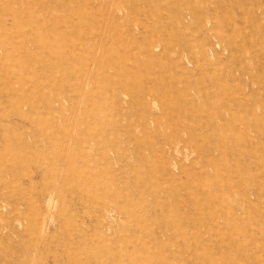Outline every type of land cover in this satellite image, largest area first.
<instances>
[{"label":"rangeland","instance_id":"374dc122","mask_svg":"<svg viewBox=\"0 0 264 264\" xmlns=\"http://www.w3.org/2000/svg\"><path fill=\"white\" fill-rule=\"evenodd\" d=\"M99 1L0 0V264H264V0Z\"/></svg>","mask_w":264,"mask_h":264},{"label":"bare ground","instance_id":"6f19581e","mask_svg":"<svg viewBox=\"0 0 264 264\" xmlns=\"http://www.w3.org/2000/svg\"><path fill=\"white\" fill-rule=\"evenodd\" d=\"M100 1H101V0H100ZM100 1H99V2H100ZM105 1H106V0H105ZM108 1H109V0H108ZM168 1H169V0H168ZM93 2H94V1H93ZM93 2H92V3H93ZM102 2H103V1H102ZM109 2H110V1H109ZM120 2H121V1H120ZM49 3H50V2H49ZM106 3H108V2L106 1ZM170 3H171V2H170ZM171 4H173V3H171ZM180 4H181V3H179V5H180ZM184 4H185V3H184ZM259 4H260V3H259ZM20 5H21V4L19 3V6H20ZM159 5H160V4H159ZM159 5L156 4V6H159ZM154 7H155V5H154ZM171 7H172V5H171ZM54 8H55V7H54ZM157 8H158V7H157ZM172 8H173V7H172ZM80 9H82V8L80 7ZM83 9H84V7H83ZM153 9H154V8H153ZM157 10H158V9H157ZM159 10H160V9H159ZM82 11H83V10H82ZM153 11H154V10H153ZM13 12H14V11H13ZM153 13L156 14V12H153ZM20 14H21V13H20ZM55 14H56V13H55ZM18 15H19V14H18ZM42 15H43V14H42ZM98 15H99V14H98ZM100 15H101V14H100ZM14 16H15V15H14ZM19 16H20V15H19ZM44 16H45V15H44ZM61 16H62V15H61ZM74 16H75V15H74ZM81 16H82V15L80 14V17H81ZM11 17H13L12 14H11ZM59 17H60V16H59ZM19 18H20V21H22V22L24 23V19H23V17L20 16ZM86 18H87V17H86ZM86 18H85V19H86ZM88 18H89V17H88ZM13 19H14V17H13ZM81 19H82V18H81ZM83 19H84V18H83ZM89 19H90V18H89ZM94 19H95V15H94ZM68 20H70V19H68ZM86 20H88V19H86ZM27 21L34 22V19H33L32 16L30 17V15H29V16L27 17ZM16 22H17V20L15 19V23H16ZM42 22H43V21H42ZM70 22H71V21H70ZM88 22H89V21H88ZM92 22H93V21H92ZM92 22H91V23H92ZM85 25L88 26V24H85ZM9 26H10V25H9ZM12 26H13V25H12ZM73 26H74V25H73ZM84 28H85V27H84ZM86 30H87V29H86ZM79 31H80V30H79ZM79 31H77V32H79ZM76 35H77V34H76ZM84 35H85V33H84ZM71 40H72V39H71ZM77 40H78V39H77ZM68 41H70V40L66 38V39H65V42H68ZM72 41H73V40H72ZM79 41H80V40H79ZM77 42H78V41H77ZM80 42H82V41H80ZM80 42H79V43H80ZM72 43H73V42H72ZM75 44H76V43H75ZM83 44H85V42H82V45H83ZM76 45H77V44H76ZM71 46H73V44H72ZM79 46H80V45H79ZM154 46H158V45L150 44V45L147 46V48H148V49H151V48L154 47ZM145 49H146V46H145ZM152 55L155 56L154 53H153ZM125 56H126V55H125ZM6 57H7V56H6ZM42 57H43V56H42ZM121 57H122V56H121ZM123 58H124V57H123ZM19 61H20V60H19ZM15 63H16V62H15ZM4 64H5V63H4ZM42 64H43V63H42ZM123 64H124V63H123ZM6 67H7V66H6ZM45 67H46V66H45ZM118 68H120V66H118ZM86 70H87V69H86ZM119 70H120V69H119ZM2 71H4V70H2ZM25 71H26V70H25ZM86 72L88 73V71H86ZM22 73H23V72H22ZM22 75H23V74H22ZM28 76H29V75H28ZM12 78H13V77H12ZM22 79H23V78H22ZM36 79H37V78H36ZM87 79H88V77H87ZM32 80H34V78H33ZM121 84H122V82H121ZM21 85H22V84H21ZM125 86H126V83H125ZM134 87H135V86H134ZM137 88H138V87H137ZM121 89H122V88H121ZM134 90H135V89H134ZM133 92H134V91H133ZM84 94H85V93H84ZM116 94H117L116 96H118V97L121 96V95L118 94V93H116ZM156 94H157V93H156ZM137 95H138V94H137ZM114 98H115V97H114ZM119 98H120V97H119ZM183 102H184V101H183ZM143 103H145V104H146V107L149 108V106H148L149 104H148L147 102H144V101H143ZM181 103H182V102H181ZM181 103H179V104H181ZM182 104H183V103H182ZM178 107H180V106L178 105ZM150 114L152 115V117H154L153 112H151ZM88 119H89V118H88ZM246 121H247V120H246ZM146 127H147V126H146ZM184 140L186 141V139H184ZM249 140H250V139H249ZM249 140H248V141H249ZM172 141H173V140H172ZM166 143H167V141H166ZM169 143H170V142L168 141V144H169ZM68 145H69V144H68ZM68 149H69V148H68ZM67 151H68V150H67ZM73 154H74V153H73ZM63 159H64V158H63ZM65 160H66V159H65ZM58 179H59V178H58ZM203 181H204V180H203ZM203 181H202V182H203ZM193 182H194V181H193ZM197 183H198V182H197ZM208 183H209V182H208ZM203 185H204V184H203ZM231 185H232V184H231ZM233 185H234V184H233ZM235 185H236V184H235ZM200 186H201V185H200ZM202 187H203V186H202ZM205 188H206V187H205ZM206 189H207V188H206ZM224 190H225V189H224ZM224 190H223V191H224ZM236 190H237V189H236ZM226 191H227V190H226ZM228 191H230V190H228ZM112 192H113V191H112ZM213 192H215V191H213ZM220 192H221V191H220ZM230 192H231V191H230ZM57 193H58V191H57ZM237 193H238V192H237ZM214 194H216V193H214ZM219 195H221V193H220ZM233 195H234V194H233ZM221 196H222V195H221ZM215 197L217 198V196H215ZM219 197H220V196H219ZM224 197H225V195H224ZM0 198H1V197H0ZM225 198H226V197H225ZM225 198H224V199H225ZM240 198H242V197H240ZM197 199H198V198H197ZM197 199H196V200H197ZM233 200H234V199H233ZM240 200H241V199H240ZM225 201H226V200H225ZM241 201L243 202V200H241ZM195 202H196V201H195ZM205 202H206V201H205ZM121 203H122V202H121ZM199 203H200V202H199ZM208 203H209V201H208ZM222 203H223V201H222ZM240 203H241V202H240ZM194 204H195V203H194ZM241 204H242V203H241ZM241 204H240V205H241ZM196 205H197V204H196ZM199 205H200V204H199ZM199 205H198V206H199ZM224 205H225V204H224ZM236 205H237V204H236ZM0 206H1V205H0ZM194 206H195V205H193V207H194ZM226 206H227V205H226ZM2 207H3V206H2ZM242 207H243V206H242ZM199 208H200V207H199ZM199 208H198V210L200 211ZM193 209L195 210V208H193ZM243 209H244V208H243ZM199 211H198V212H199ZM195 213L197 214L196 211H195ZM199 213H200V212H199ZM197 215H199V214H197ZM195 216H196V215H195ZM199 218H200V217H199ZM199 218H198V219H199ZM198 219H197V220H198ZM207 223H208V222H207ZM234 223H235V222H234ZM214 225H215V223H214ZM216 226H217V225H216ZM216 226H215V227H216ZM158 228H159V227H158ZM229 229H230V228H229ZM160 232H161V230L159 229L158 233H160ZM216 233H217V232H216ZM180 234H182V233L180 232ZM122 236H123V235H122ZM220 239H221V238H220ZM220 239H219V240H220ZM181 246H182V245H181ZM185 246H186V245H185ZM198 246H199V245H198ZM190 247H191V246H190ZM201 247H202V246H201ZM220 247H221V246L219 245V248H220ZM180 248H181V247H180ZM192 248H193V247H192ZM202 248H203V247H202ZM183 249H186V250H187L188 248H183ZM194 249H196V248L194 247ZM204 249H205V248H204ZM180 250H181V249H180ZM209 250H210V249H209ZM209 250H208V251H209ZM181 251H182V250H181ZM184 251H185V250H184ZM195 251H196V250H194V252H195ZM191 253H192V252H191ZM192 254L195 255L196 253H192ZM196 255H197V254H196ZM210 257H211V256H210ZM213 257H214V256H213ZM211 258H212V257H211ZM215 258H216V257H215ZM225 258H226V257H225ZM225 258H224V260H225ZM128 259H129V258H128ZM219 259H220V257H219ZM208 262H209V261H208ZM221 262H222V259H221ZM259 262H260V261H259ZM219 263H220V262H219ZM216 264H217V261H216Z\"/></svg>","mask_w":264,"mask_h":264}]
</instances>
